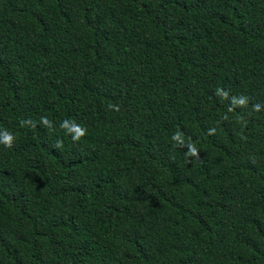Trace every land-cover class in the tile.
<instances>
[{"label": "trees", "instance_id": "16d2710c", "mask_svg": "<svg viewBox=\"0 0 264 264\" xmlns=\"http://www.w3.org/2000/svg\"><path fill=\"white\" fill-rule=\"evenodd\" d=\"M0 264H264V0H0Z\"/></svg>", "mask_w": 264, "mask_h": 264}, {"label": "clouds", "instance_id": "9594fccd", "mask_svg": "<svg viewBox=\"0 0 264 264\" xmlns=\"http://www.w3.org/2000/svg\"><path fill=\"white\" fill-rule=\"evenodd\" d=\"M80 134H83V132L81 131ZM11 137H6L5 141H6V147H10L11 146Z\"/></svg>", "mask_w": 264, "mask_h": 264}]
</instances>
